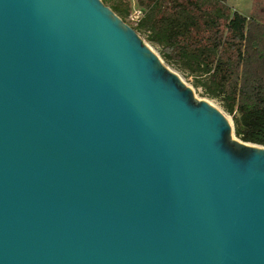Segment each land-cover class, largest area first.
I'll return each mask as SVG.
<instances>
[{
	"label": "water",
	"instance_id": "95a60500",
	"mask_svg": "<svg viewBox=\"0 0 264 264\" xmlns=\"http://www.w3.org/2000/svg\"><path fill=\"white\" fill-rule=\"evenodd\" d=\"M0 264H264V147L102 0H0Z\"/></svg>",
	"mask_w": 264,
	"mask_h": 264
},
{
	"label": "trees",
	"instance_id": "16d2710c",
	"mask_svg": "<svg viewBox=\"0 0 264 264\" xmlns=\"http://www.w3.org/2000/svg\"><path fill=\"white\" fill-rule=\"evenodd\" d=\"M108 1L118 17H129L127 3ZM136 1L143 16L134 30L221 102L238 140L264 147V21L232 10L226 0Z\"/></svg>",
	"mask_w": 264,
	"mask_h": 264
},
{
	"label": "rangeland",
	"instance_id": "374dc122",
	"mask_svg": "<svg viewBox=\"0 0 264 264\" xmlns=\"http://www.w3.org/2000/svg\"><path fill=\"white\" fill-rule=\"evenodd\" d=\"M102 1L105 3V5L107 7H111L112 3L110 1H108V0H102ZM123 1L125 3H127L129 8L131 9V5L133 4L132 2L134 0H123ZM226 2L232 8V10L237 11L246 17L253 16V17H255L261 21H264V0H226ZM123 21L129 27H131L133 30L135 29V27H134L135 25L132 22V20H130L129 18H125ZM138 35L143 39L144 43L146 45H148L151 48V50L154 51V53H156L158 55V57L162 60L160 47L149 42L147 40L146 34H144V33L139 34L138 33ZM165 65L168 66L173 71H175L182 78V81L185 83V85H187L189 88L192 89L194 96L197 100H199V101L204 100V101H207L210 104L214 105L215 107H217V109H219L221 112H223L225 114V116L227 117V119L229 120V122H231V124H233L232 118L224 112V110L222 108V104L219 100L211 99V98L207 97L204 94L202 89L195 87L193 78H191L190 76L185 74L183 71L178 69L176 66L171 65V64H167V63H165Z\"/></svg>",
	"mask_w": 264,
	"mask_h": 264
},
{
	"label": "built area",
	"instance_id": "2783aa9c",
	"mask_svg": "<svg viewBox=\"0 0 264 264\" xmlns=\"http://www.w3.org/2000/svg\"><path fill=\"white\" fill-rule=\"evenodd\" d=\"M133 4L131 5V12L129 15V19L132 20V22L134 23V27L137 26V24L139 23L140 19L143 16V11L142 9L137 5V1L134 0L132 2Z\"/></svg>",
	"mask_w": 264,
	"mask_h": 264
},
{
	"label": "bare ground",
	"instance_id": "6f19581e",
	"mask_svg": "<svg viewBox=\"0 0 264 264\" xmlns=\"http://www.w3.org/2000/svg\"><path fill=\"white\" fill-rule=\"evenodd\" d=\"M151 49V48H150ZM154 52V51H153ZM156 54V53H155ZM157 55V54H156ZM158 56V55H157ZM171 72H173V73H175L181 80H182V78L175 72V71H173L172 69H170L168 66H166ZM183 82V81H182ZM184 83V82H183ZM185 84V83H184ZM187 86V85H186ZM214 106V105H213ZM215 107V106H214ZM215 108H217V107H215Z\"/></svg>",
	"mask_w": 264,
	"mask_h": 264
}]
</instances>
